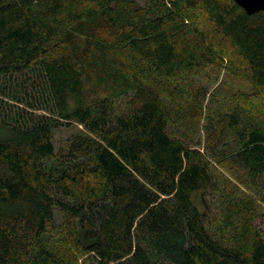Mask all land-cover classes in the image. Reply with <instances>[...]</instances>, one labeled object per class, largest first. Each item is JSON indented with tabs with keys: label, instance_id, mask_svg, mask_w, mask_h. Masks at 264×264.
<instances>
[{
	"label": "trees",
	"instance_id": "16d2710c",
	"mask_svg": "<svg viewBox=\"0 0 264 264\" xmlns=\"http://www.w3.org/2000/svg\"><path fill=\"white\" fill-rule=\"evenodd\" d=\"M212 32L240 64H225ZM109 42L169 83L225 65L264 94V12L234 0H0V264H68L50 238L56 212L70 250L94 264H264V230L223 234L207 201L208 156L264 182V124L224 113L206 154L193 149ZM73 124L82 130L57 151L54 132Z\"/></svg>",
	"mask_w": 264,
	"mask_h": 264
},
{
	"label": "rangeland",
	"instance_id": "374dc122",
	"mask_svg": "<svg viewBox=\"0 0 264 264\" xmlns=\"http://www.w3.org/2000/svg\"><path fill=\"white\" fill-rule=\"evenodd\" d=\"M137 2L145 7L147 0ZM199 21L200 24L207 25L204 19L199 18ZM212 35L225 64H240L241 61L231 44L217 32H212ZM108 44L111 53L125 59L146 83L159 92L172 114L168 129L170 135L186 141L193 149L206 154L210 122L224 113L238 112L246 123L264 124V94L257 96L246 80L233 75L225 65H207L200 76L184 79L181 83H169L154 75L123 48L112 42ZM192 88L199 93V103L193 101ZM125 97L124 92L117 91L116 101L119 106H125ZM80 130L82 127L77 124L56 130L54 144L57 151L64 149ZM226 140V150H232L235 139L228 135ZM208 161L217 183V189L207 196L213 224L223 234L239 235V239L246 242L245 235H249L250 226L252 229L264 230V206L261 201L264 182L249 180L244 170L230 157L208 156ZM50 238L51 242L57 245V251L66 263L94 264L89 256L70 250L67 221L58 212L55 213Z\"/></svg>",
	"mask_w": 264,
	"mask_h": 264
},
{
	"label": "water",
	"instance_id": "95a60500",
	"mask_svg": "<svg viewBox=\"0 0 264 264\" xmlns=\"http://www.w3.org/2000/svg\"><path fill=\"white\" fill-rule=\"evenodd\" d=\"M249 15L264 12V0H234Z\"/></svg>",
	"mask_w": 264,
	"mask_h": 264
}]
</instances>
